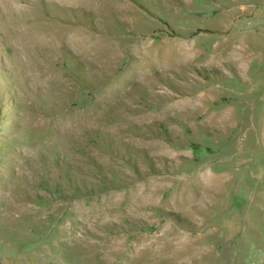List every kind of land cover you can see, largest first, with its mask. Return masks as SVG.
I'll use <instances>...</instances> for the list:
<instances>
[{
    "label": "rangeland",
    "instance_id": "obj_1",
    "mask_svg": "<svg viewBox=\"0 0 264 264\" xmlns=\"http://www.w3.org/2000/svg\"><path fill=\"white\" fill-rule=\"evenodd\" d=\"M64 1L0 0V264H264V0Z\"/></svg>",
    "mask_w": 264,
    "mask_h": 264
},
{
    "label": "bare ground",
    "instance_id": "obj_2",
    "mask_svg": "<svg viewBox=\"0 0 264 264\" xmlns=\"http://www.w3.org/2000/svg\"><path fill=\"white\" fill-rule=\"evenodd\" d=\"M59 1H60V0H59ZM62 1H64V0H62ZM55 2H56V1H55ZM55 2H54V3H55ZM57 2H58V1H57ZM70 2H71L70 0H65V1L60 5V6H61V9H65V8H67L68 6L70 7V5H71ZM76 6H77V5H76ZM68 28H69V27H68ZM77 28H78V27H77ZM81 28H82V27H81ZM73 29H74V28H73ZM73 29H71V30H73ZM77 33H78V32H77ZM77 33H74V34L76 35ZM80 33H82V32H80ZM76 36H78V34H77ZM78 38H79V37H78ZM83 39H84V38H83ZM83 39L81 38L82 41H83ZM78 40H79V39H78ZM75 42H76V41H75ZM78 43H79V42H78ZM80 44H81V43H80ZM80 44H79V45H80ZM82 46H83V45H82ZM82 46H81V49H83ZM78 47H79V46H78ZM84 48H85V47H84ZM81 49H80V50H81ZM85 49H86V48H85ZM85 49H84V50H85ZM82 53H83V52H82Z\"/></svg>",
    "mask_w": 264,
    "mask_h": 264
}]
</instances>
